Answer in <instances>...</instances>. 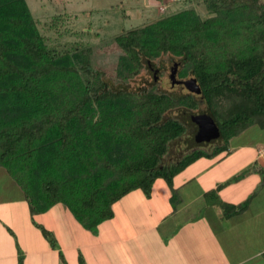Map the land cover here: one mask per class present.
<instances>
[{"label":"trees","instance_id":"trees-1","mask_svg":"<svg viewBox=\"0 0 264 264\" xmlns=\"http://www.w3.org/2000/svg\"><path fill=\"white\" fill-rule=\"evenodd\" d=\"M204 1L207 17L193 7L171 8L116 35L122 52L116 67L95 69L90 47L49 44L27 0H0V168L24 191L32 215L64 203L98 235L99 225L115 217L116 202L134 190L151 198L158 178L171 188L176 211L179 172L228 151L230 140L248 128H264V0ZM161 58L179 63V78L196 77L202 99L161 91L155 83L124 88L146 68L156 70L157 80ZM202 102L221 140L211 150L193 144L167 160L190 129L174 110H197ZM261 168L254 163L205 193L208 205L220 206L224 218L246 210L255 192L238 204L218 192ZM42 234L68 264L52 230ZM18 264H24L21 248Z\"/></svg>","mask_w":264,"mask_h":264},{"label":"rangeland","instance_id":"rangeland-1","mask_svg":"<svg viewBox=\"0 0 264 264\" xmlns=\"http://www.w3.org/2000/svg\"><path fill=\"white\" fill-rule=\"evenodd\" d=\"M27 2L34 18L38 20L40 31L49 38V44H58L62 49L79 47L81 44L90 47L92 49L90 63L95 69H100L102 67H116L119 56L122 54V52L115 46L114 37L116 35L130 28L156 20L162 14L159 4L161 0H27ZM188 7L195 8L202 17H207L210 14V9L207 7L204 0H179L171 4L168 7V10L173 8L172 11L175 12ZM58 16L61 18L57 21L56 17ZM173 63V60H168L166 58L158 59L155 64L157 67L161 68L162 72H157L159 74H157V80L154 79L155 74L153 69L146 68L142 74L131 80L129 85H124V88H146L152 86L151 83H155L157 89L161 91L170 92L175 95L186 94L189 90L183 84H173L170 79ZM103 76L107 79L105 74H103ZM187 78H190V76L181 79ZM119 83L118 80L111 82L113 88H119L121 86L118 85ZM197 97L202 99L201 94H198ZM204 111H206V105L203 102L197 110H185L183 108L174 110V114L183 117L184 120L187 121L190 129L181 140L173 144L172 151L167 156V160H175L193 149L192 145L196 144L194 137L198 127L189 119L188 115L189 113ZM262 141H264L263 129L258 126L248 128L242 134L237 135L233 140H230L228 151H225L224 154H222L226 156V158L220 165L226 172H230L231 168L235 169L236 167H241L236 171V174L242 173L246 167L253 165L254 163H256V166L258 165L259 167L264 168L263 165L260 164L262 161L261 158H258L256 162L251 161L249 164L241 166L243 160H246L251 153H255L256 150H258V142H261V144L264 145V142L262 143ZM217 142L218 141H215V143ZM254 144H256V146H254ZM213 145V142H207L204 144V148L211 150ZM242 146H246V148H242ZM244 149L246 152H241ZM206 157L207 156H203L201 157L202 159L199 158L196 160L197 162L195 163L202 161L201 164L194 165V163L192 166V170L197 169L199 171L198 174L203 176V188L208 186L212 182V179H214L212 174L215 171L214 164L217 158ZM211 164L213 168L208 167ZM262 168L259 171L253 170L251 173L256 172L258 175H261L262 170H264ZM251 177L253 176L248 174L240 177L237 181H229L226 187L223 186L221 188L223 189L225 187V197L230 195L231 197H237L243 202L252 191L255 192V194L259 192V183L257 184L255 177L250 179ZM179 181L185 183L184 179H180ZM162 183H165V186H161V188L158 189L159 184L157 183L154 187V192L163 191L164 195L170 193V191L172 193L171 188L164 180ZM231 185L235 186L231 187ZM249 190L252 191L247 194ZM179 191L180 190L178 189L177 194L180 193ZM128 195L113 205L115 217L123 214L121 206L127 203H134L130 204L133 208L129 210L130 215L133 217L138 216V213H136L137 206L148 204V202L144 204L140 203L141 197L144 198L141 190H134ZM135 196L137 197L134 200ZM0 198V224L4 221L6 228L9 230L8 233L12 232L15 236L19 230V233L21 234L20 239H25V236H23L22 233H26L29 230L37 232L40 235L42 230L50 229L52 230L53 236L63 242L65 241L69 243V239H71L75 245H81L83 243V247L78 248L77 254L81 252L82 254L88 255L84 252H87L89 246L92 247V251L94 250L95 246L93 245L94 243H90V241H92L90 238L96 235L89 230H86L73 215L71 209L64 203H58L45 212L32 215L30 213V204L25 197L24 191L18 184L14 183L3 168H0ZM260 200L262 201L260 211L263 212V215L260 217V220L259 218H257L258 220L252 219L244 225L241 238H249L250 236L259 237L261 234H264V196H261L260 199H258V201ZM171 201L172 199L167 202V204L172 205ZM175 202H177V200ZM254 203L256 204L257 201ZM141 210H143V208H141ZM140 216L142 217L141 213ZM223 223L226 224L227 222ZM104 225H106V222ZM223 226L225 227V225ZM100 228L101 226L99 225V230ZM11 237L15 240L13 236ZM41 237L43 240L46 239L43 234ZM20 239L16 240V247H19L18 243L21 241ZM100 240H103L102 237L97 241L100 242ZM85 243H87L86 247L84 246ZM6 244H3L5 248L6 246L11 247L8 242H6ZM97 247L99 248L100 246L97 245ZM4 250L7 251V249ZM67 253L68 256L65 257V260L68 264H72V261L75 262L76 260L79 262L80 257H75L76 254L73 255V252L70 251H67ZM60 261L61 264H64L63 260L60 259ZM101 262L104 261H100V263Z\"/></svg>","mask_w":264,"mask_h":264},{"label":"crops","instance_id":"crops-1","mask_svg":"<svg viewBox=\"0 0 264 264\" xmlns=\"http://www.w3.org/2000/svg\"><path fill=\"white\" fill-rule=\"evenodd\" d=\"M261 129L264 130V128ZM257 148L255 153H251L246 160H243L241 166L251 161L256 162L258 158H261L260 164L264 167V145L258 142ZM241 152L246 151L244 149ZM222 154L224 152L216 156L215 171L212 174L214 179L205 188H203V176L198 174L197 169L192 170L193 164L197 161L174 177V185L180 190L181 198L176 211H173L171 204H167L172 195L171 191L165 195L163 191L154 192L157 183L159 184L158 189L165 186V183H162L164 179L156 180L151 198L143 194L146 199L141 197L140 203L148 202V204L136 207L138 216L133 217L129 213V210L133 208L130 204H134L133 202L122 205L123 214L106 220V225H104L105 222L100 224L99 234L94 236L96 238H90L92 240L90 243H94L95 248L92 251V247L89 246L87 252H84L88 255L83 254L87 264H264V234L259 237L241 238L244 225L252 219L259 218L260 220L263 215L260 211L262 201H258L261 196H264L263 173L261 175L256 172L250 173L256 178L260 188L248 208L239 214L224 218L220 206L208 205L205 193L229 180L241 167L231 168L230 172H226L220 165L226 158ZM201 162L194 165H199ZM208 167L213 168L212 164ZM179 178L184 179L185 183H181ZM225 187L218 192L219 197L230 203H240L241 200L237 197L230 195L225 197ZM252 190H249L247 194ZM255 201H257L256 204ZM8 232L9 230L2 221L0 224V264H18L19 248L24 252V264H61L60 249L52 248L46 239H42V233L39 235L29 230L22 233L25 239H20L19 230L15 236L12 232ZM101 237L103 240L97 241ZM18 239L21 241L18 243L19 247H16ZM58 241L65 257L68 256L67 251L79 257L77 250L83 247V243L81 246L75 245L71 239L69 243L60 239ZM6 242L11 247L6 246L5 248L3 244ZM86 244H84L85 247ZM97 245L100 247L98 248ZM100 261L104 262L100 263ZM72 264H79V262L72 261Z\"/></svg>","mask_w":264,"mask_h":264},{"label":"water","instance_id":"water-1","mask_svg":"<svg viewBox=\"0 0 264 264\" xmlns=\"http://www.w3.org/2000/svg\"><path fill=\"white\" fill-rule=\"evenodd\" d=\"M178 68L179 63L174 62L170 79L173 84H183L190 92L201 94V87L197 81L196 77H190L187 79H179L178 77ZM189 119L197 125V132L194 137L196 144L200 143H211L213 141L221 140V130L220 127L214 118V116L208 112H198V113H189ZM264 173V170H262Z\"/></svg>","mask_w":264,"mask_h":264},{"label":"built area","instance_id":"built-area-1","mask_svg":"<svg viewBox=\"0 0 264 264\" xmlns=\"http://www.w3.org/2000/svg\"><path fill=\"white\" fill-rule=\"evenodd\" d=\"M179 0H163L161 1L159 4H160V9L163 11L167 10L168 7L173 4L174 2H177Z\"/></svg>","mask_w":264,"mask_h":264},{"label":"flooded vegetation","instance_id":"flooded-vegetation-1","mask_svg":"<svg viewBox=\"0 0 264 264\" xmlns=\"http://www.w3.org/2000/svg\"><path fill=\"white\" fill-rule=\"evenodd\" d=\"M174 64V63H173ZM154 70V73L156 72V70L155 69H153Z\"/></svg>","mask_w":264,"mask_h":264}]
</instances>
